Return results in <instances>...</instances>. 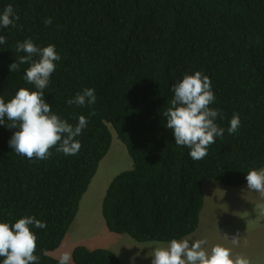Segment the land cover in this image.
I'll list each match as a JSON object with an SVG mask.
<instances>
[{
  "label": "trees",
  "instance_id": "obj_1",
  "mask_svg": "<svg viewBox=\"0 0 264 264\" xmlns=\"http://www.w3.org/2000/svg\"><path fill=\"white\" fill-rule=\"evenodd\" d=\"M9 4L20 20L0 29L7 41L0 45V98L8 102L20 88L35 90L24 79L29 65L9 70L24 54L17 42L32 39L38 47L54 45L61 57L45 101L70 124L80 115L89 121L77 137L78 154L53 148L48 160L17 155L9 140L18 129L0 125V222L34 216L47 224L30 226L39 264H58L42 250L50 254L64 242L111 149V127L134 166L110 183L103 216L110 232L138 242L193 235L205 179L241 187L250 170L264 168V0H0V12ZM196 71L211 80L216 99L209 107L219 110L215 122L225 130L199 161L175 144L162 115L172 86ZM85 88L95 89L96 103L68 105ZM236 113L241 125L230 135ZM73 264L122 261L112 250L79 246Z\"/></svg>",
  "mask_w": 264,
  "mask_h": 264
},
{
  "label": "clouds",
  "instance_id": "obj_2",
  "mask_svg": "<svg viewBox=\"0 0 264 264\" xmlns=\"http://www.w3.org/2000/svg\"><path fill=\"white\" fill-rule=\"evenodd\" d=\"M20 16L15 14L11 4L0 12V29L17 27ZM45 26L52 24L51 18H45ZM6 38L0 35V45L6 44ZM19 55L16 62L9 66L10 72L18 71L20 65L27 64L24 79L34 85L35 90L20 88L13 98L5 102L0 98V125L9 129H18L9 140V147L17 155L27 159L48 160L53 155L52 149L65 156L76 155L81 149L77 139L87 127L88 119L80 115L73 125L52 111L44 99V90L56 70V61L61 57L54 45L38 47L32 39H25L15 45ZM174 96L170 106L163 111L167 118L166 128L172 130L175 144L187 147L193 161L207 156L208 147L215 143L216 137L224 135V129L215 122L221 113L210 108L216 97L211 87V80L202 72L196 71L185 75L181 81L172 86ZM94 88H85L78 92L68 105L78 107L91 106L96 103ZM7 121V123H6ZM241 125L240 116L234 114L227 132L231 135ZM249 189L264 195V168L252 169L246 175ZM45 229L47 224L34 216L19 218L15 223L0 222V257L2 264H39L37 256V236L30 226ZM225 238L228 239L227 236ZM239 234L232 236L231 243L238 246ZM152 264H251L244 256H233L232 250L220 244L206 246V239H172L166 245L152 242ZM42 255H49L47 249ZM58 264H73L72 253L65 251L58 257Z\"/></svg>",
  "mask_w": 264,
  "mask_h": 264
},
{
  "label": "rangeland",
  "instance_id": "obj_3",
  "mask_svg": "<svg viewBox=\"0 0 264 264\" xmlns=\"http://www.w3.org/2000/svg\"><path fill=\"white\" fill-rule=\"evenodd\" d=\"M111 132V149L101 162L64 242L49 254L52 258L58 259L61 253L68 251L72 253L73 261L75 248L85 246L112 250L119 254L124 264H152V242H138L129 235L112 233L106 226L103 200L107 189L117 175L134 166L126 146L113 127ZM203 189L205 205L199 229L185 239H206L209 249L220 244L231 248L233 256L245 255L250 258L251 264H264V195L249 189L247 184L228 187L212 179L204 180ZM203 214L207 218L204 219V226ZM237 234L241 240L238 246H234L230 240Z\"/></svg>",
  "mask_w": 264,
  "mask_h": 264
},
{
  "label": "crops",
  "instance_id": "obj_4",
  "mask_svg": "<svg viewBox=\"0 0 264 264\" xmlns=\"http://www.w3.org/2000/svg\"><path fill=\"white\" fill-rule=\"evenodd\" d=\"M206 210V209H205ZM211 213V212H210ZM204 219L206 220L207 218H205V216H204V214H203V217H202V226H204ZM202 226H201V228H202ZM133 247V246H132ZM118 256H119V254H117ZM243 256V255H242ZM120 257V256H119ZM244 257H245V255H244ZM247 259H249L250 260V258L249 257H246ZM121 259V258H120ZM121 261H122V264H124V262H123V260L121 259Z\"/></svg>",
  "mask_w": 264,
  "mask_h": 264
}]
</instances>
